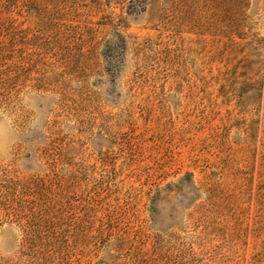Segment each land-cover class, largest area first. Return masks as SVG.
Wrapping results in <instances>:
<instances>
[{"label": "rangeland", "instance_id": "374dc122", "mask_svg": "<svg viewBox=\"0 0 264 264\" xmlns=\"http://www.w3.org/2000/svg\"><path fill=\"white\" fill-rule=\"evenodd\" d=\"M0 264H264V0H0Z\"/></svg>", "mask_w": 264, "mask_h": 264}]
</instances>
